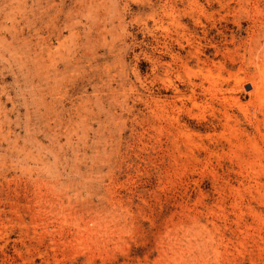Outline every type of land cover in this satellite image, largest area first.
Wrapping results in <instances>:
<instances>
[{"label": "rangeland", "instance_id": "rangeland-1", "mask_svg": "<svg viewBox=\"0 0 264 264\" xmlns=\"http://www.w3.org/2000/svg\"><path fill=\"white\" fill-rule=\"evenodd\" d=\"M0 264H264V0H0Z\"/></svg>", "mask_w": 264, "mask_h": 264}, {"label": "water", "instance_id": "water-1", "mask_svg": "<svg viewBox=\"0 0 264 264\" xmlns=\"http://www.w3.org/2000/svg\"><path fill=\"white\" fill-rule=\"evenodd\" d=\"M246 89H249V87H246Z\"/></svg>", "mask_w": 264, "mask_h": 264}]
</instances>
